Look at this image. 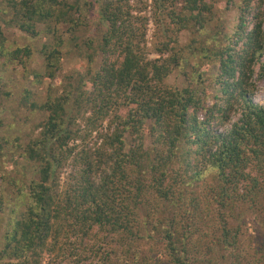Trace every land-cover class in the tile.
Masks as SVG:
<instances>
[{
	"label": "trees",
	"instance_id": "16d2710c",
	"mask_svg": "<svg viewBox=\"0 0 264 264\" xmlns=\"http://www.w3.org/2000/svg\"><path fill=\"white\" fill-rule=\"evenodd\" d=\"M226 1L232 33L220 0H0V72L48 84L0 137V264H264V0ZM3 27L52 40L42 72Z\"/></svg>",
	"mask_w": 264,
	"mask_h": 264
},
{
	"label": "rangeland",
	"instance_id": "374dc122",
	"mask_svg": "<svg viewBox=\"0 0 264 264\" xmlns=\"http://www.w3.org/2000/svg\"><path fill=\"white\" fill-rule=\"evenodd\" d=\"M226 0H220L219 4L216 5L218 16L224 20L225 25L228 28V32L232 33L233 29L237 23L238 14L237 10L234 8H228L229 11H225L226 7ZM154 27L152 24L150 25V32L148 36V40L152 41V34H153ZM3 32L7 40V47L11 50H15L18 47L23 46H30L33 50V57L31 60V71L36 70L38 72H42L43 70V59H42V48L45 45L51 44L52 40L46 36H41L38 39H30L23 35L21 32L14 28L3 27ZM184 41L187 42V37H184ZM29 68V69H30ZM87 62L86 60H80L77 57H69L66 58L63 62V71L59 75L58 82L56 86L60 85L61 82L63 84L68 85L69 82L66 80L67 76L70 74H74L75 72L84 73L87 71ZM206 70V68H203ZM214 68L210 69L208 73H212ZM31 73V72H30ZM0 77H3L5 81L9 82L10 87L9 89L12 90L13 95L12 99L5 103V107H0V137H16L19 138H27V136L34 130L35 124H38L42 121V117L38 116L30 118L24 112L15 109L16 106L14 101L19 98L20 94L25 91V89L32 90L36 92L38 95L43 96L45 94L47 83H43L41 85L35 84L34 81L29 78L25 70L22 67L19 68H8L5 71L0 72ZM175 78L171 80L174 83ZM254 83L256 84V92L254 95V100L257 104L264 103V79H259L258 77V69H256V74L253 78ZM5 109V111L3 110ZM12 109L14 111H12ZM237 117H233L232 123L236 121ZM20 125V127H19ZM19 128V130H18ZM230 128L229 124H226L221 127V131L228 130ZM10 134L11 136L7 135ZM90 142V141H89ZM149 142V141H147ZM8 171L7 172H15V165L12 163L7 162ZM25 167V166H22ZM68 172V171H67ZM2 171L0 170V188L2 189ZM10 192V191H9ZM4 224V223H3ZM250 232L253 234L254 227L249 226ZM2 232L0 230V236Z\"/></svg>",
	"mask_w": 264,
	"mask_h": 264
}]
</instances>
